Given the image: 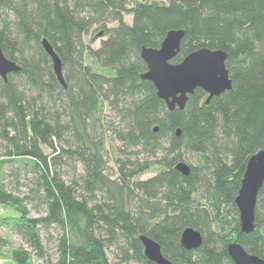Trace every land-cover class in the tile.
<instances>
[{
  "label": "trees",
  "instance_id": "obj_1",
  "mask_svg": "<svg viewBox=\"0 0 264 264\" xmlns=\"http://www.w3.org/2000/svg\"><path fill=\"white\" fill-rule=\"evenodd\" d=\"M170 31L184 33L171 64L222 51L231 89L208 103L196 89L169 111L141 80L140 53ZM0 50L18 66L0 77V205L18 215L2 222L19 243L15 264H155L141 236L169 264H233V242L264 260V182L252 233H240L235 205L247 162L264 149V0H0ZM186 228L199 248L182 249Z\"/></svg>",
  "mask_w": 264,
  "mask_h": 264
},
{
  "label": "water",
  "instance_id": "obj_2",
  "mask_svg": "<svg viewBox=\"0 0 264 264\" xmlns=\"http://www.w3.org/2000/svg\"><path fill=\"white\" fill-rule=\"evenodd\" d=\"M183 37V31H170L160 48H143L140 53L147 67V72L140 78L152 83L157 97L165 102L169 111L175 109L182 111L188 96L196 89H201L207 95L206 103L231 89V80L225 68L227 55L222 51L201 49L186 56L178 65L171 64L180 50ZM41 44L52 61L57 80L65 86L59 58L46 40H42ZM17 71L18 66L8 61L0 50V77L6 81L8 74ZM153 131L157 132V128ZM176 135H180L179 130L176 131ZM174 169L185 177L189 176L190 169L185 163H178ZM263 182L264 149L253 155L247 162L235 199L241 234H250L254 231L255 205ZM139 240L146 259L155 264H169L162 257L158 244L145 236H141ZM180 245L186 251L197 249L202 245V237L194 229L186 228L180 235ZM227 253L233 264H264V260L248 254L236 242L227 245Z\"/></svg>",
  "mask_w": 264,
  "mask_h": 264
},
{
  "label": "rangeland",
  "instance_id": "obj_3",
  "mask_svg": "<svg viewBox=\"0 0 264 264\" xmlns=\"http://www.w3.org/2000/svg\"><path fill=\"white\" fill-rule=\"evenodd\" d=\"M149 1H163V0H149ZM125 20L127 23L131 22V16H126ZM93 38V45L92 47H97L99 45L100 39L97 38L94 42V34L87 37L86 41L91 40ZM111 146V145H110ZM110 167H113L112 162L109 163ZM152 173H147L142 176V180H146L150 177H152ZM26 190H22L20 193L24 194ZM29 209H31L29 207ZM31 216H36V213L34 210L31 209ZM18 218V215L9 207L0 205V237L3 239L4 243H0V264H15L10 259V251L11 248L16 247L19 243L18 240L15 237H9V227L3 224V221H12L14 219ZM69 232L71 234V239L74 242H80L82 239V221L81 219L74 217L71 219L69 223ZM51 249H54L52 245L49 247ZM109 259H116L112 255L109 256ZM33 264H40L39 262H34Z\"/></svg>",
  "mask_w": 264,
  "mask_h": 264
}]
</instances>
